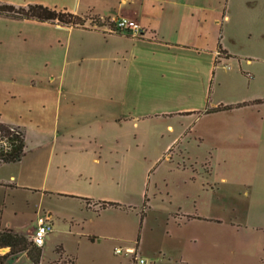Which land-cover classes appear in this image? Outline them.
I'll list each match as a JSON object with an SVG mask.
<instances>
[{
	"label": "crops",
	"instance_id": "obj_1",
	"mask_svg": "<svg viewBox=\"0 0 264 264\" xmlns=\"http://www.w3.org/2000/svg\"><path fill=\"white\" fill-rule=\"evenodd\" d=\"M0 2L37 3L98 20L97 26L74 28L0 15V122L21 129L25 142V154L14 165L22 167L31 156L36 162L46 159L50 170L69 148L123 146L126 126L151 119L169 121L162 134L166 155L206 115L248 114L247 122L236 124L256 126L257 106L264 104H257V62H264V52L257 56V13L264 19V0ZM121 17L137 22L141 34L112 32ZM260 40L264 46V36ZM245 46L246 52L235 50ZM233 77L254 84L251 96L229 85ZM95 83L98 89L91 88ZM224 88L237 94L227 95ZM260 121L264 125V115ZM262 139L258 149L264 152ZM56 192L90 199L78 191Z\"/></svg>",
	"mask_w": 264,
	"mask_h": 264
},
{
	"label": "rangeland",
	"instance_id": "obj_2",
	"mask_svg": "<svg viewBox=\"0 0 264 264\" xmlns=\"http://www.w3.org/2000/svg\"><path fill=\"white\" fill-rule=\"evenodd\" d=\"M90 18L86 25L97 26ZM263 36L257 13V56L264 52ZM246 79L229 80L243 97L254 92ZM95 84L92 89L99 88ZM261 101L264 62L258 61ZM262 115L264 104L257 106L256 126L245 128L236 122H247L248 114L203 116L168 155L162 134L169 121L151 119L126 126L123 146L69 148L50 170L46 159L31 156L22 167L0 165V230L30 240L38 220L49 216L54 231L45 237L38 264H135V255L148 264H264ZM58 189L89 194L95 206ZM99 201L118 205L100 208ZM9 264L35 263L21 254Z\"/></svg>",
	"mask_w": 264,
	"mask_h": 264
},
{
	"label": "trees",
	"instance_id": "obj_3",
	"mask_svg": "<svg viewBox=\"0 0 264 264\" xmlns=\"http://www.w3.org/2000/svg\"><path fill=\"white\" fill-rule=\"evenodd\" d=\"M0 15L14 19L36 20L48 22L56 25L85 28V24L91 18L87 15L74 14L67 9L50 8L41 4L33 3L25 6H14L12 4L0 2ZM245 103L236 105H219L216 108L206 109V112H218L229 110ZM0 136L5 137L9 144V149L0 148V165L15 163L22 159L25 154L24 132L0 122ZM88 205L91 199L81 198ZM118 204L108 201H99L100 208L117 206ZM0 249H7V252L0 254V264L21 253H26L33 263L38 264L41 256V249L35 247L31 240L22 234L14 232L12 229L0 230ZM129 264H134L133 262Z\"/></svg>",
	"mask_w": 264,
	"mask_h": 264
},
{
	"label": "built area",
	"instance_id": "obj_4",
	"mask_svg": "<svg viewBox=\"0 0 264 264\" xmlns=\"http://www.w3.org/2000/svg\"><path fill=\"white\" fill-rule=\"evenodd\" d=\"M141 27L140 25L135 22L134 20L121 17L116 20L114 31L119 34L129 35L132 37H137L141 34ZM0 148L2 149H9L10 144L5 137L0 136ZM54 231L52 221L50 217L47 216L45 219H40L33 230L31 241L35 247L41 248L44 245L45 237ZM116 253H119L120 250L116 249ZM126 253L130 254L136 252L133 249H126ZM135 264H148L147 261L139 256L135 255L134 257Z\"/></svg>",
	"mask_w": 264,
	"mask_h": 264
},
{
	"label": "water",
	"instance_id": "obj_5",
	"mask_svg": "<svg viewBox=\"0 0 264 264\" xmlns=\"http://www.w3.org/2000/svg\"><path fill=\"white\" fill-rule=\"evenodd\" d=\"M1 251H6V249H1Z\"/></svg>",
	"mask_w": 264,
	"mask_h": 264
}]
</instances>
